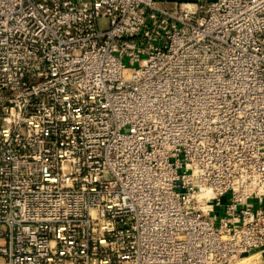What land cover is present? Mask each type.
I'll return each instance as SVG.
<instances>
[{
  "label": "built area",
  "instance_id": "1",
  "mask_svg": "<svg viewBox=\"0 0 264 264\" xmlns=\"http://www.w3.org/2000/svg\"><path fill=\"white\" fill-rule=\"evenodd\" d=\"M261 251L264 0H0V264Z\"/></svg>",
  "mask_w": 264,
  "mask_h": 264
},
{
  "label": "rangeland",
  "instance_id": "2",
  "mask_svg": "<svg viewBox=\"0 0 264 264\" xmlns=\"http://www.w3.org/2000/svg\"><path fill=\"white\" fill-rule=\"evenodd\" d=\"M192 1H196V0H187L186 2H192ZM205 1H213V0H205ZM107 21H102L101 22V26L102 27H106L107 26ZM208 84H204L203 88L201 90V97L198 99L200 101H204V102H217V101H222L224 100L221 97V94L218 91L221 89H227V85L222 84V82H216L213 81V79H210L209 81H207ZM215 82V83H214ZM219 89V90H218ZM191 96V95H189ZM187 100H197L195 97H188ZM255 253H251L250 257H246L245 259H243L241 261V263L239 264H256V261L254 260V255Z\"/></svg>",
  "mask_w": 264,
  "mask_h": 264
},
{
  "label": "crops",
  "instance_id": "3",
  "mask_svg": "<svg viewBox=\"0 0 264 264\" xmlns=\"http://www.w3.org/2000/svg\"><path fill=\"white\" fill-rule=\"evenodd\" d=\"M158 1L161 2L163 0H158ZM173 1H178V0H169V2H173ZM183 1H187V0H183ZM253 256L255 258L254 260L256 261V264H264V251L257 252Z\"/></svg>",
  "mask_w": 264,
  "mask_h": 264
}]
</instances>
